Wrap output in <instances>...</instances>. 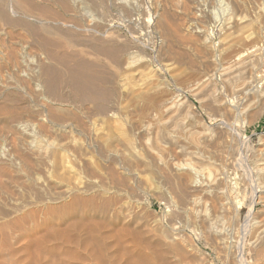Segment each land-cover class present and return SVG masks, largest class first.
Returning <instances> with one entry per match:
<instances>
[{"label": "rangeland", "instance_id": "obj_1", "mask_svg": "<svg viewBox=\"0 0 264 264\" xmlns=\"http://www.w3.org/2000/svg\"><path fill=\"white\" fill-rule=\"evenodd\" d=\"M7 1L13 2L0 0V6L6 10ZM30 1L58 11L61 17L56 21L41 17L43 21L52 22L46 25L49 34L39 30V23L30 22L36 29L39 25L38 32L33 33L24 25L8 27L0 21V66H3L0 68V78H3L0 80V108L6 110L0 111V264H30L43 254H46L40 258L43 264L112 263V254L120 252L121 248L103 251L99 263L89 257L91 248H76L74 262L59 254L46 253L51 245L62 246L60 238L55 234L52 235L55 238H50V235L53 230L60 234L64 231L57 218L74 197L82 200L90 197L93 206H105L104 219L110 223L107 227L117 230L118 235L123 234L124 248L128 251V256L123 258V250L118 252L120 258L117 255L119 260L116 261L120 264H143L146 260L148 264H264V193L251 204L253 191L264 189V170H260V164L264 163V107L262 113L258 111L251 116V109L260 100V94L254 93L250 109L238 112L247 103H242L239 99L243 95L234 91L242 79L247 90L251 88V81H255L264 65V53L259 57L264 46V0H108L112 6L98 0H78L83 16L59 12L50 0ZM221 2L233 9L231 23L222 25L215 20ZM239 5L244 6V10H240ZM20 10L15 8V14L10 16L26 21L24 17L30 14L29 18L33 15L41 20L35 11L28 14L22 11L25 13L22 14ZM241 14L245 16L242 19ZM160 17L167 19L164 20L166 35L156 25ZM189 24L193 27L188 28ZM33 34L48 36V40L56 44L54 50H61H56L59 54L70 53L69 57L84 60L94 67L99 65L98 70L109 74L105 75L111 78L107 87L115 92L104 104L105 114L95 112V103L72 99L64 87L59 93L68 102H62L60 109L54 101L39 96L40 92L31 83H28L31 90L18 91L14 99L1 92L6 82L12 85L15 82L12 70L4 65L13 54L23 66L41 52L43 57ZM165 38L170 59L160 57L158 63L152 61L160 40L162 44ZM95 39L126 48V52L132 53L128 60L130 65L116 69L110 59L96 56L90 48V41ZM42 60L44 65L62 71L57 62ZM227 72L232 77L228 76L225 82L223 73ZM113 78L115 81L117 78L116 84ZM205 86L207 95L201 97L199 90ZM193 89L200 97H195ZM255 89L264 91V85ZM172 100L183 103L179 109L187 114L185 122L177 127L171 125L172 119L166 111L173 104ZM187 103L192 108H188ZM12 110L21 111V116L9 117ZM156 120L157 125L164 122L168 127L156 126ZM203 123L207 130L201 126ZM153 128L158 129V136V132L162 133L160 139ZM161 128L169 132H166L167 137L163 136ZM225 142L230 147L227 155L221 152ZM212 180L213 186L221 181L218 192L224 208L219 213L211 214L206 207L209 200L202 192L192 196L197 202L192 197L189 199L196 205L201 201L200 207L191 205L192 209L196 208L194 212L201 207L208 209L198 211L209 214L207 232L185 221L184 208L174 199V184L200 189L211 185ZM80 206L75 211L76 219L85 210V206ZM75 232L66 233L72 234L74 239L76 235L79 240L82 235L80 233L79 237V232ZM94 250L99 251L96 247Z\"/></svg>", "mask_w": 264, "mask_h": 264}, {"label": "bare ground", "instance_id": "obj_2", "mask_svg": "<svg viewBox=\"0 0 264 264\" xmlns=\"http://www.w3.org/2000/svg\"><path fill=\"white\" fill-rule=\"evenodd\" d=\"M11 1V0H10ZM49 1V0H48ZM50 1H52L54 4H56L57 5V7L59 8V12H65V13H69V12H73V14L74 15H76V14H78L79 16H83L84 14H81V7H80V4H78V0H50ZM99 2H101L103 5H105V6H110L111 4H108V0H98ZM110 1V0H109ZM116 1H118V0H116ZM2 2H3V0H2ZM38 2V1H37ZM51 2V3H52ZM80 2H81V0H80ZM79 2V3H80ZM114 2V1H113ZM120 2V1H119ZM173 2V1H172ZM236 2V1H235ZM242 2V1H241ZM5 3V2H4ZM7 3H9V1H7ZM40 3V2H39ZM6 4V3H5ZM84 4V3H83ZM114 4V3H113ZM220 4H222V2L220 3ZM9 6H7L8 7V9L6 10V9H3L1 6H0V21L3 23V25L4 26H15V25H24V26H26L27 28H29L33 33H36V32H38L37 30H38V26H37V29H36V27H34L35 25H32V23L30 24V22H35V24L36 23H39L41 26H40V28H39V30H41V31H43L44 33H46V34H49V33H47L49 30H48V26H46L47 24H48V22H51V21H43L42 20V18L41 17H43V18H45V19H47L48 18V20H49V18H50V20H54V21H56L58 18H59V16L61 15H59V13H58V11L56 12L55 10L54 11H50V9L48 10L45 6L46 5H41V4H38V3H35L34 1L32 2V1H28V0H13V2L11 1L9 4H8ZM241 5H243V4H241ZM241 5H239L238 7L240 8V6ZM4 6H6V5H4ZM55 6V5H54ZM112 6V5H111ZM133 6V5H132ZM135 6H136V4H135ZM189 6V5H188ZM6 7V8H7ZM187 7V6H186ZM237 7V6H236ZM243 8H244V6H242ZM15 8L16 9H22V11H24V12H26L27 14L28 13H32V12H36L37 14H36V16H39L40 18H41V20L38 18V17H35V16H33V15H31L32 17H30L29 18V16H30V14L28 15V16H26V17H24L25 18V20L27 21H21V17L20 18H16L15 16V18H12V16H10V15H14L15 14ZM134 8V7H133ZM138 8V7H137ZM243 8H240V10L241 9H243ZM97 9V8H96ZM121 9V8H120ZM237 9V8H236ZM84 10V9H83ZM112 10V9H111ZM123 10V9H122ZM233 9L229 6V4L228 3H223L222 4V6H221V10L220 11H217V12H219L217 15H215L214 17H215V20H217L220 24H222V25H224V24H227L226 22H228L229 21V23H231L232 22V20H230L233 16H232V14H233V11H232ZM244 10V9H243ZM242 10V11H243ZM21 11V10H20ZM19 11V12H20ZM21 11V12H22ZM134 11H136V10H134ZM163 11V10H162ZM166 11V10H165ZM183 11H184V9H183ZM216 11V10H215ZM24 12H22V14L24 13ZM213 12V11H212ZM216 12V13H217ZM16 14H17V12H16ZM25 14V13H24ZM213 14H215V13H213ZM18 15V14H17ZM66 15V14H65ZM242 15V14H241ZM240 15V16H241ZM162 16V15H161ZM61 17V16H60ZM71 17V16H70ZM103 17V16H102ZM164 17H165V15H164ZM164 17H160V19H158L157 21H156V25H157V27L159 28V30H162V32L164 33V31H165V29H164V25H165V23H164V20L166 19H164ZM243 17H245L244 15H242V17H240L241 19L243 18ZM83 18H86V17H83ZM211 18V17H210ZM78 20H79V18H77ZM173 19H175V17L173 18ZM62 20V19H61ZM131 20H133V19H131ZM167 20V19H166ZM182 20V19H181ZM59 21H60V19H59ZM63 21V20H62ZM61 21V22H62ZM75 21V20H74ZM231 21V22H230ZM237 21V20H236ZM240 21V20H239ZM60 22V23H61ZM82 22V21H81ZM183 22V21H182ZM52 23V22H51ZM54 23H56V22H54ZM88 23H90V21L88 22ZM240 23V22H239ZM238 23V24H239ZM57 24V23H56ZM179 24V23H178ZM213 24V23H212ZM236 24V23H235ZM49 25V24H48ZM52 25V24H51ZM61 25V24H60ZM81 25V24H80ZM84 25V24H83ZM89 25V24H88ZM216 25V24H215ZM2 26V25H1ZM53 26V25H52ZM3 27V26H2ZM17 27V26H16ZM21 27V26H20ZM192 28L193 26L191 25V24H189V26H188V28ZM4 28V27H3ZM133 28V27H132ZM179 28H180V26H179ZM10 29V28H9ZM28 29V30H29ZM49 29H51V30H54L55 28H50V26H49ZM89 29V28H88ZM91 29V28H90ZM227 29V28H226ZM25 30V29H24ZM28 30H27V32H28ZM30 30H29V32H30ZM51 30H50V32H51ZM56 30V29H55ZM95 30V29H94ZM179 30V29H178ZM58 31V30H57ZM191 31V30H190ZM196 31V30H195ZM213 31V30H212ZM217 31H218V29H217ZM28 32V33H29ZM53 32V31H52ZM56 32V31H55ZM59 32V31H58ZM161 32V33H162ZM169 32V31H168ZM168 32H167V34H168ZM201 32V31H200ZM70 33V32H69ZM166 33V32H165ZM164 33V34H165ZM179 33H180V31H179ZM199 33V32H198ZM2 34H4V33H2ZM51 34V33H50ZM53 34V33H52ZM170 34V33H169ZM204 34V33H203ZM218 34V33H217ZM29 35H30V33H29ZM66 35V34H65ZM163 35V34H162ZM166 35V34H165ZM164 35V36H165ZM4 36V35H3ZM33 36H35V34H33ZM39 36V35H38ZM36 37L35 38V40H34V42L36 41L37 42V44H38V46L40 47V48H38V46H37V49H41L42 51H43V57H42V52H41V50H39L40 52H41V55H37L36 57H34L33 59H31L30 61H28V63L27 64H25L24 66H23V62L21 61H19V59L17 58V57H14V54L12 55L11 53V55H12V57H11V59H9V60H7V62H6V64H4L5 65V67L7 68V69H9V70H12L11 72H13L12 74H14V76H15V79H14V81H13V79H12V81L14 82L13 84L14 85H12V84H10V82H6V87H3L2 89H1V92L3 93H6L7 95L6 96H8V97H10L11 99H14L15 97H18V91L19 92H21L22 91V89H23V91H25L26 89L28 90V89H30V88H28L29 87V85L30 84H28V83H31L33 86H35V89L38 91V92H40V95L39 96H42L43 98L45 97L46 99H48V100H51V102H55L54 104H56V106L58 107V106H60L61 104H62V102H68V99H63L64 97H62L63 95H61V93H59V89L61 88V87H64L65 89H67L68 90V92H69V94H70V96L72 97V99L74 98L75 100H77V101H84V100H86V101H88V102H91V103H95V105H96V107H95V112L96 113H98V114H105L104 112H105V108H104V104L108 101V99L110 98V97H112V96H114L113 95V93L115 92H113V89L112 88H110V87H107V85H108V83H110L109 82V79H111V78H109L108 79V77L107 76H105V75H109V74H105L104 75V73H102L100 70H98V68H96L97 66H99V65H96V67H94V66H92V65H89V64H86L85 62H83V61H80L79 59L78 60H76V59H73L72 57H69V55H70V53H69V55L67 54H65V53H61V54H59L58 52H56V50H58L59 48H57L56 50H54V47H56L55 45H53V42L51 43V41H49L48 40V36L45 38H43V37ZM110 36V35H109ZM50 37V36H49ZM111 37V36H110ZM165 37H168V36H165ZM30 38H32V37H30ZM105 38H106V35H105ZM164 38V37H163ZM32 39H34V38H32ZM110 39V38H109ZM2 40V39H1ZM51 40V39H50ZM55 40H57V39H55ZM54 40V41H55ZM98 39H95V40H92V41H90L91 42V47L90 48H92V53H94V54H97L96 56H98V55H101V56H103V57H105V58H108V59H110L111 61H112V63H114V65L116 66L115 68L116 69H118V68H122L124 65H125V67L127 68V66L126 65H130L129 64V62H128V60L131 58V52H126L125 50H127L126 48L124 49L123 47H119V46H115V45H109L110 43L109 42H107V43H109V44H107L106 42H101V41H97ZM102 40V39H101ZM111 40V39H110ZM165 40H166V38H165ZM205 40V39H204ZM103 41V40H102ZM163 41V40H162ZM58 42H59V40L56 42L57 44H58ZM61 42V41H60ZM200 43H198V45H199ZM59 45V44H58ZM61 45V44H60ZM201 46V45H200ZM199 46V47H200ZM65 47V46H64ZM71 47V46H70ZM61 48V47H60ZM64 49V48H63ZM62 49V50H63ZM66 49V48H65ZM60 50V49H59ZM58 50V51H59ZM262 50V49H261ZM61 51V50H60ZM14 52V51H13ZM63 52H66V51H64L63 50ZM133 52V51H132ZM259 52V51H258ZM260 52H262V51H260ZM260 52H259V54H260ZM194 53H195V51H194ZM255 53V52H254ZM40 54V53H39ZM254 56L256 55V54H253ZM261 55H263V52H262V54H260L259 55V57L261 56ZM74 56H76V55H74ZM257 56V55H256ZM264 56V55H263ZM160 57H164V58H166L167 59V57H169L168 58V60L170 59V57H171V52L169 51V44L167 43V40H166V42L164 41V42H162V44H161V40H160V46H159V49H158V51L156 52V54L152 57V61H154V62H157L158 63V59L160 58ZM174 57V56H173ZM262 57V56H261ZM22 58V57H21ZM43 58H45L46 60L47 59H51L52 60V62H57L62 68V71H58V70H56L55 68H52V67H50V66H46V65H44V60H42ZM137 58V57H136ZM142 58V57H141ZM51 60H49L50 62H51ZM137 60V59H136ZM142 60V59H141ZM144 60V59H143ZM167 60V61H168ZM259 60V59H258ZM25 61H27V60H25ZM24 61V62H25ZM263 61V60H262ZM238 62V61H237ZM235 63L236 65H239L238 63ZM252 62V61H251ZM2 63H4V62H2ZM56 63V64H57ZM133 63V62H132ZM131 63V64H132ZM243 63V62H242ZM258 63H261L260 61H258ZM52 64H54V63H52ZM51 64V65H52ZM134 64V63H133ZM168 64V63H167ZM192 64V63H191ZM234 64V65H235ZM2 65V64H1ZM50 65V64H49ZM165 65V64H164ZM245 65V64H244ZM262 65V64H261ZM54 66V65H53ZM133 66V65H132ZM168 66V65H167ZM170 66V65H169ZM55 67H56V65H55ZM58 67V66H57ZM166 67V66H165ZM252 67V66H251ZM0 68H3V66L1 67L0 66ZM6 68H4V69H6ZM129 68V67H128ZM169 68V67H168ZM228 69H229V66L227 67ZM231 68V67H230ZM235 68V67H234ZM114 69V68H113ZM238 69H240L239 67H238ZM1 71H2V69H0ZM24 70H26L27 71V73H26V71H25V74H24ZM121 70V69H120ZM248 70V69H247ZM260 70V69H259ZM105 71V70H104ZM117 71V70H116ZM138 72V71H137ZM136 72V73H137ZM232 72V71H231ZM239 72H240V70H239ZM258 72V71H257ZM109 73V72H108ZM220 73V72H219ZM225 76L223 77L224 78V81L226 82L227 80H228V76H230V72H227V73H223ZM223 74L221 75V76H223ZM257 74V73H256ZM255 75V74H254ZM239 76V75H238ZM241 76V75H240ZM111 77V76H110ZM114 77V76H113ZM230 77H232V76H230ZM234 77V76H233ZM236 77V80H237V75L235 76ZM256 77V76H255ZM115 78V77H114ZM114 78L112 79V80H114ZM253 78H254V76H253ZM252 78V79H253ZM138 79V78H137ZM238 79H240V78H238ZM0 80H1V78H0ZM111 80V81H112ZM127 80V79H126ZM206 80V79H205ZM1 81H3V78H2V80ZM116 81H117V78H116ZM116 81L114 80V82H115V84H116ZM238 81V80H237ZM243 81H245V80H241V85H239V84H237V86H235V92L236 93H240V95H243V97L241 98V99H239L240 101H242V103H247L246 105H245V107L243 106V109H239V111L238 112H240V110H247L248 108H249V105L251 106V105H253V103L250 101L251 99H253V95H254V93H257V94H260V100H259V102H258V105H256L255 107H253L252 109H251V116H253V115H255L258 111H262L263 110V107H264V91H259V90H256L255 89V87H256V84L254 85V80L253 81H251V83H253V85L252 84H250V86H251V88H249L248 90H247V87L248 86H246L244 83H243ZM5 82V81H4ZM235 82V81H234ZM223 83V82H222ZM247 83V82H246ZM259 83V82H258ZM263 83H264V81H263ZM114 84V85H115ZM232 84V83H231ZM2 84H0V86H1ZM4 85V84H3ZM112 86V85H111ZM207 87H208V85H206ZM203 87V89H200L199 90V92H201V97H203L204 95H207L206 94V91H205V89H207V87ZM230 86V85H229ZM232 86V85H231ZM2 87V86H1ZM0 87V88H1ZM114 87V86H113ZM234 87V86H233ZM33 88V87H32ZM198 88V87H197ZM229 88V87H228ZM238 88V89H237ZM115 89H116V86H115ZM31 90V89H30ZM30 90H29V92H30ZM190 90H192V89H190ZM194 90V94L196 95H194L196 98H198V96L200 97V93L198 92H196V89H193ZM32 92H34V91H32ZM31 92V93H32ZM211 92V91H210ZM22 93V92H21ZM24 93H26V92H24ZM119 93V92H118ZM35 94V93H34ZM38 94V93H37ZM212 94V93H211ZM214 94V93H213ZM118 96V95H117ZM116 96V97H117ZM232 96V95H231ZM237 97V96H236ZM42 98V99H43ZM118 98H119V96H118ZM117 98V99H118ZM114 100H115V98H114ZM207 100V99H206ZM244 100V101H243ZM72 101V100H71ZM175 101L176 100H174V102H173V100H172V102H173V104L170 106V107H168L167 109H166V111L168 112V118L169 119H172V122H171V125L173 126V127H177L176 125L177 124H179L180 122H182L183 120H186V119H184V118H187V114L185 115V114H183L181 111H180V109H179V107L183 104V103H180V104H177L178 102H176L175 103ZM184 101V100H183ZM256 101V100H255ZM187 102V101H186ZM239 102V101H238ZM254 102V101H253ZM70 103V102H69ZM252 103V104H251ZM255 103V102H254ZM185 104V103H184ZM188 104V103H187ZM186 104V105H187ZM218 104V103H217ZM256 104V103H255ZM222 105V104H221ZM243 105V104H242ZM188 106V108H192V106H191V104L189 105H187ZM235 106V105H234ZM183 107V106H182ZM237 107V106H236ZM248 107V108H247ZM54 108V107H53ZM53 108H52V110H53ZM59 108V107H58ZM48 109V108H47ZM60 109V108H59ZM64 109V108H63ZM250 109V108H249ZM55 110H57V108L55 107V109H54V111ZM208 110H210V109H208ZM214 110V109H213ZM212 110V111H213ZM228 110H231V109H228ZM0 111H6V110H4L3 108H0ZM16 111V110H15ZM15 111H8L9 112V114H8V116L9 117H13V118H19L21 115H20V112H15ZM24 111V110H23ZM51 111V110H50ZM54 111H52L51 113H54ZM59 111V110H58ZM232 111V110H231ZM243 111H241V113L240 114H243ZM94 111H93V113H95ZM107 112V111H106ZM214 112V111H213ZM246 112V111H245ZM22 113V112H21ZM230 113V115H231V112H229ZM262 113V112H261ZM92 114V113H91ZM90 114V115H91ZM236 114V113H235ZM97 115V114H96ZM108 115H109V113H108ZM166 115V114H165ZM184 115H185V117H184ZM239 115V114H238ZM114 116V115H113ZM166 116V117H167ZM237 116V115H236ZM240 116V115H239ZM104 117H106V116H104ZM240 117H242V116H240ZM163 118V117H162ZM168 118H166V123H168L167 122V120H168ZM162 119H159L158 121H161ZM164 120V119H163ZM238 121V120H237ZM185 121H183V123H184ZM161 123V122H160ZM166 123H164V122H162V124H163V126H164V124L166 125ZM244 123H246V121L244 122ZM162 124H159L158 123V125H157V120H156V122H155V125L156 126H159V125H162ZM181 124V123H180ZM179 124V125H180ZM169 125V124H168ZM184 125V124H183ZM248 125V124H247ZM167 126V125H166ZM201 126L204 128V130H207L208 129V127H206L205 125H204V123L203 124H201ZM230 126V125H229ZM155 127V126H154ZM168 127V126H167ZM172 127V128H173ZM179 127V126H178ZM160 128V127H159ZM166 128V127H165ZM183 128H184V126H183ZM182 128V129H183ZM154 129V128H153ZM164 132H165V130L163 129V128H161ZM160 129V130H161ZM147 130V129H146ZM154 130H156L154 133H155V136L157 137L158 135L156 134L157 133V131H158V129H154ZM159 130V131H160ZM161 130V131H162ZM198 130V129H197ZM203 130V129H202ZM229 130V129H228ZM162 131V132H163ZM194 131H196V130H194ZM210 131V130H209ZM164 132H163V136L164 135H166V137H167V134L169 133V132H167V134H166V132H165V134H164ZM187 132V131H186ZM184 133V132H183ZM123 134V133H122ZM158 134H159V138L158 139H160V134H162V133H159L158 132ZM171 134V133H170ZM188 134V133H187ZM195 134V133H194ZM201 134V133H200ZM208 134H210V133H208ZM191 135V134H190ZM206 135V134H205ZM162 136V137H163ZM161 137V139H163ZM169 137H170V135H169ZM168 137V138H169ZM216 137V136H215ZM214 137V138H215ZM208 139H209V137H207ZM207 138H205V139H207ZM225 138H227V137H225ZM211 139V138H210ZM232 140V139H231ZM205 141V140H204ZM212 141V140H211ZM215 141H217L216 140V138H215ZM232 141H234V140H232ZM222 142H223V140H222ZM208 143V142H207ZM220 144H221V142H219ZM228 143V142H227ZM227 143L225 142V144L223 145V147H222V153L223 154H226L227 155V152H229V146L227 145ZM234 143V142H233ZM206 145H208V144H206ZM202 146H203V144H202ZM222 146V145H221ZM233 147V146H232ZM214 150V149H213ZM263 150V149H262ZM181 151H183V150H181ZM180 151V152H181ZM190 153V152H189ZM221 153V154H222ZM264 153V152H263ZM198 155V154H197ZM220 156H222V155H220ZM261 156V155H260ZM195 157V156H194ZM198 157V156H197ZM222 158H223V156H222ZM193 159V158H192ZM195 159H196V157H195ZM200 160V159H199ZM223 160V159H222ZM260 162V161H259ZM264 162V161H263ZM219 163V162H218ZM161 164V163H160ZM175 164V163H174ZM226 164V163H225ZM195 166V165H194ZM224 166V165H223ZM228 166V165H227ZM260 166H262V168L260 169V170H264V163L263 164H260ZM170 167V166H169ZM190 168H191V166H189ZM203 167V166H202ZM221 167V166H220ZM259 167V166H258ZM126 168V167H125ZM175 168V167H174ZM196 168H198V167H196ZM201 170H203V169H206L205 167H203V169L202 168H200ZM161 170H163V169H161ZM192 170H193V168H192ZM200 170V171H201ZM194 172H196V171H194ZM197 173H198V171H197ZM128 174V173H127ZM221 174V173H220ZM224 176V175H223ZM209 179V178H208ZM212 179V178H211ZM222 179H224V178H222ZM214 181H216V179H214ZM259 181V180H258ZM211 183H213V180H212V182L210 181V184ZM220 183H221V181L219 182V183H217L218 184V186H213L212 184L211 185H205L206 187H204V188H198V189H192V188H189V187H184V185L183 184H174L175 186V191H174V193H175V198L174 199H176L175 201H176V204L179 206V207H181L182 209L184 208V210H183V212H185V221L187 220V222H191V223H193V224H195V226H198V227H200V229L202 228L203 229V231L205 230V229H207V228H209V225H210V218H208L207 216H209V214H202V213H200V212H198L199 210H201L202 209V207L198 210V211H195L194 212V210L197 208V206H199V205H201V204H199V202H201L200 200H198V205H196V203L194 202V200L193 199H195V201H196V198H194V197H192L195 193H199V192H202L203 194H205L206 195V197H204V198H206L207 200H209L208 201V203H209V207L208 206H206L207 208H209V211L211 212V214H217V213H219V211L220 210H222L224 207H223V204L221 203V198H220V192H218L219 191V186H220ZM227 183V182H226ZM225 183V184H226ZM258 183V182H257ZM254 184V183H253ZM172 185V184H171ZM227 185V184H226ZM255 185V184H254ZM199 186V185H198ZM204 186V185H203ZM260 186H261V184H260ZM263 186V185H262ZM111 187V186H110ZM173 187V186H172ZM225 187V186H224ZM257 187H258V185H257ZM264 187V186H263ZM256 188V187H255ZM166 189V188H165ZM260 189H261V187H260ZM260 189H257L256 191H253L254 193L252 194V199H251V204L253 205L254 204V200L255 199H261V194L262 193H264V189L263 190H260ZM254 190V189H253ZM260 190V191H259ZM168 193V192H167ZM169 194V193H168ZM64 195H65V193H64ZM77 195V194H76ZM75 195V196H76ZM167 195V194H166ZM199 195V194H198ZM262 195H264V194H262ZM74 196V195H73ZM172 196V195H171ZM70 197H72L71 195H70ZM190 197H192L193 199H192V201L191 202H193V203H190L189 202V199H190ZM90 198V197H89ZM89 198H87V199H84V200H82V199H80L79 197H74L73 199H71V202L68 204V205H66L65 207H64V209H63V212L58 216V218H57V221H61V224L64 226V231H62L61 232V234L59 233L60 231H58L57 229H58V227H57V231H54L53 230V232H51V235H50V238L51 237H54V236H52V235H54L55 234V236H57L58 238H60V240H61V244H62V246L61 247H59V246H57V247H53V245H51L52 247L51 248H48L47 249V251H46V253L47 254H49V255H54V256H56V254H59V255H62V256H64V257H66V259H68V258H70V260L72 259H74L75 258V256L77 255H75L74 254V250L76 249V248H81V250H83V249H86V248H88L89 250H90V248H91V253L88 251V253H90V255H89V257L91 258V259H93V260H95V261H98V263L100 262V259L102 258H100V255L102 254V252L103 251H109V250H111V249H113V248H116L117 250L119 249V248H121V251L123 250V252H122V258L125 256V257H127L128 256V251L126 250V248H124L125 247V245L123 244V234L122 235H120V233H119V235L117 234L118 232H116V231H114L113 230V228L111 227L110 229L107 227L108 226V224H110V223H108V222H106L105 221V219H104V215H105V213H104V208H105V206H99V207H97L98 205H95V206H93V200L91 201V199H89ZM263 198V197H262ZM206 199H205V201H206ZM264 199V198H263ZM174 201V202H175ZM197 202V201H196ZM203 203H205V202H203ZM207 203V204H208ZM173 204V203H172ZM195 205L196 206V208L195 209H192V206L193 205ZM80 205H83V206H85V210L79 215V217L81 218H77L76 219V215H75V211H76V208H78V206H80ZM105 205V204H104ZM192 205V206H191ZM252 205H250L251 207L249 208V214H251L252 213ZM188 206H189V208H188ZM191 206V207H190ZM81 207V206H80ZM200 207V206H199ZM206 207H203V209L205 210V208ZM117 208V207H116ZM206 208V210H208ZM80 209V208H79ZM202 209V210H203ZM204 210H203V212H204ZM177 212V211H176ZM202 212V211H201ZM206 213H208L207 211H206ZM211 214H210V216H211ZM248 214V215H249ZM182 215V214H181ZM49 216V215H48ZM51 216V215H50ZM98 217L99 218H102V219H98ZM212 218V217H211ZM216 218V217H215ZM59 219V220H58ZM213 219H214V215H213ZM212 220V219H211ZM46 222H48L47 220H46ZM45 222V223H46ZM112 224V223H111ZM187 224V223H186ZM57 225V224H56ZM47 226L48 227H50V228H52V226H49V223H47ZM53 226H55V225H53ZM62 226V227H63ZM254 226H255V224H254ZM256 226H257V224H256ZM184 227V226H183ZM54 228V227H53ZM61 228V227H60ZM107 228V230H105L104 231V229H106ZM48 229V228H47ZM46 229V230H47ZM109 229V230H108ZM129 229V228H128ZM128 229H126V230H128ZM188 229V228H187ZM190 229V228H189ZM183 230V229H182ZM246 230V229H245ZM68 233H70V232H75V231H78L77 233H78V236L80 237V233H81V235H82V237H80V239L78 240V239H76L77 237H76V235H75V239H74V237L73 236H71L72 234H67L66 232ZM206 231V230H205ZM209 230L207 229V232H208ZM49 233V229H48V231H46V234L47 235H49L48 233ZM120 232H122V230L120 229ZM45 233V232H44ZM76 233V232H75ZM192 233V232H191ZM210 233V232H209ZM219 233V232H218ZM186 234V233H185ZM70 237H72V238H68V236ZM260 235V234H259ZM184 236V235H183ZM189 236V235H188ZM214 236V235H213ZM218 236V235H217ZM222 236V235H221ZM48 238H49V236H47ZM130 237V236H129ZM137 237V236H136ZM140 237V236H139ZM190 237V236H189ZM202 237V236H201ZM200 237V238H201ZM215 237V236H214ZM224 237V236H223ZM55 238V237H54ZM54 238H52V239H54ZM219 238V237H218ZM47 239V238H46ZM50 241H49V243L51 242V239H49ZM56 240H57V238H56ZM54 241V240H53ZM190 241V240H189ZM254 241H257V240H254ZM60 242V241H59ZM47 244V243H46ZM55 244V243H54ZM58 244V243H57ZM56 245V244H55ZM59 245V244H58ZM124 245V246H123ZM169 245V244H168ZM222 245V244H221ZM141 246V245H140ZM170 246V245H169ZM46 247V246H45ZM49 247V246H48ZM94 247H96L99 251H98V253L97 252H95V250H94ZM143 247V246H142ZM225 247V246H224ZM83 248V249H82ZM145 248V247H144ZM165 248V247H164ZM150 249V248H149ZM262 249V248H261ZM46 250V249H45ZM120 250V249H119ZM158 250V249H157ZM178 250V249H177ZM78 251V250H77ZM121 251L119 252V251H116V253H115V255H113L112 253V263H110V264H113V263H115L116 264V262H118V261H116V260H119V258H120V256H119V254H118V252L119 253H121ZM146 251V250H145ZM45 252V251H44ZM43 252V253H44ZM82 252V251H81ZM85 252V251H84ZM84 252H83V254H84ZM109 252H111V251H109ZM112 252H114V251H112ZM135 252V251H134ZM178 252V251H177ZM41 253V252H40ZM86 253V252H85ZM87 253V254H88ZM131 253V252H130ZM130 253H129V256H130ZM179 254L181 253V252H178ZM154 254V253H153ZM159 254V253H158ZM179 254H177V255H179ZM259 254H261V253H259ZM41 255V254H40ZM44 255H46V254H43V256ZM49 255H47V256H49ZM85 255V254H84ZM117 255L119 256V258L117 257ZM183 255V254H182ZM187 255V254H186ZM42 256V257H43ZM78 256H79V254H78ZM82 256V255H81ZM181 256V255H180ZM179 256V257H180ZM259 256V255H258ZM33 257V256H32ZM37 257V256H36ZM42 257H40V258H42ZM52 257V256H51ZM138 257H140V256H138ZM159 257V256H158ZM188 257V256H187ZM40 258H36V259H32V261H31V263L30 264H43V263H41V260H40ZM80 258V257H79ZM85 258V257H84ZM87 258V257H86ZM116 258H118V259H116ZM145 258V257H144ZM181 258V257H180ZM241 258V257H240ZM45 259V258H44ZM90 259V260H91ZM126 259V258H125ZM138 259H141V258H138ZM142 259H143V256H142ZM141 259V260H142ZM179 259V258H178ZM43 260V259H42ZM62 260V259H61ZM71 260V261H72ZM75 261H76V258L74 259ZM74 260L72 261V262H74ZM89 260V261H90ZM102 260V259H101ZM122 260V259H121ZM140 260V261H141ZM143 260H145V259H143ZM142 260V261H143ZM149 260V259H148ZM189 260V259H188ZM29 261V260H28ZM69 261V260H68ZM70 261V262H71ZM109 261V260H108ZM116 261V262H115ZM125 261V260H124ZM127 261V260H126ZM133 261H135V259L133 260ZM147 261V260H146ZM146 261H145V263H144V261L142 262L143 264H148V263H146ZM150 261V260H149ZM45 262H46V260H45ZM44 262V263H45ZM60 262V261H59ZM69 262V263H70ZM83 262H85L84 260H83ZM94 262V261H93ZM121 262V261H120ZM130 262H132V261H130ZM136 262H138L139 263V260L138 261H136ZM169 262V261H168ZM188 262V261H187ZM51 263H53V262H51ZM51 263H46V264H51ZM90 263V262H89ZM119 263V262H118ZM117 263V264H118ZM127 264H128V262H126ZM133 263V262H132ZM132 263H130V264H132ZM56 264V263H55ZM63 264H64V262H63ZM84 264V263H83ZM120 264V263H119ZM140 264H141V262H140ZM181 264V263H180ZM187 264V263H186ZM241 264H242V262H241Z\"/></svg>", "mask_w": 264, "mask_h": 264}, {"label": "built area", "instance_id": "obj_3", "mask_svg": "<svg viewBox=\"0 0 264 264\" xmlns=\"http://www.w3.org/2000/svg\"><path fill=\"white\" fill-rule=\"evenodd\" d=\"M262 51L264 53V46L262 47ZM263 81H264V65H263V68L261 69L260 73L256 76V79L254 81V85L256 84V86L258 88H260L261 85H264Z\"/></svg>", "mask_w": 264, "mask_h": 264}]
</instances>
